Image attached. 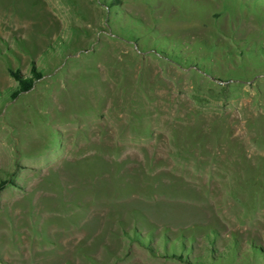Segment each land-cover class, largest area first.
<instances>
[{"label": "rangeland", "instance_id": "1", "mask_svg": "<svg viewBox=\"0 0 264 264\" xmlns=\"http://www.w3.org/2000/svg\"><path fill=\"white\" fill-rule=\"evenodd\" d=\"M0 264H264V0H0Z\"/></svg>", "mask_w": 264, "mask_h": 264}, {"label": "trees", "instance_id": "2", "mask_svg": "<svg viewBox=\"0 0 264 264\" xmlns=\"http://www.w3.org/2000/svg\"><path fill=\"white\" fill-rule=\"evenodd\" d=\"M9 75L17 83L16 89L11 93L10 98L15 99L20 94L29 92L37 81L42 79L44 75L36 70L35 66L32 65L29 75H22L18 70H8Z\"/></svg>", "mask_w": 264, "mask_h": 264}]
</instances>
